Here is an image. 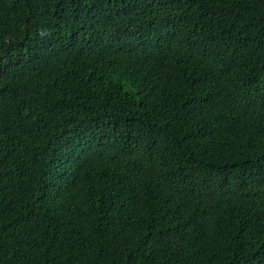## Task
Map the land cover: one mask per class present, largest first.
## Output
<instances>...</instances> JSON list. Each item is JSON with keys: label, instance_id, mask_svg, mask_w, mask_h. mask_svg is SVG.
<instances>
[{"label": "trees", "instance_id": "obj_1", "mask_svg": "<svg viewBox=\"0 0 264 264\" xmlns=\"http://www.w3.org/2000/svg\"><path fill=\"white\" fill-rule=\"evenodd\" d=\"M0 264H264V0H0Z\"/></svg>", "mask_w": 264, "mask_h": 264}]
</instances>
